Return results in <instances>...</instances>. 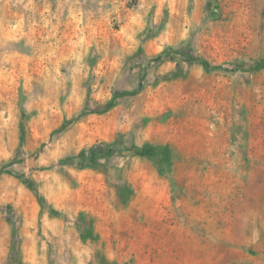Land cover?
Instances as JSON below:
<instances>
[{
  "label": "rangeland",
  "instance_id": "rangeland-1",
  "mask_svg": "<svg viewBox=\"0 0 264 264\" xmlns=\"http://www.w3.org/2000/svg\"><path fill=\"white\" fill-rule=\"evenodd\" d=\"M0 264H264V0H0Z\"/></svg>",
  "mask_w": 264,
  "mask_h": 264
},
{
  "label": "trees",
  "instance_id": "trees-1",
  "mask_svg": "<svg viewBox=\"0 0 264 264\" xmlns=\"http://www.w3.org/2000/svg\"><path fill=\"white\" fill-rule=\"evenodd\" d=\"M191 59H194L193 57H191ZM135 154L139 155V156H145L151 159H156L159 162H163V158L162 157H157L156 155V151L154 148H152L151 146H143L142 148H137L134 151Z\"/></svg>",
  "mask_w": 264,
  "mask_h": 264
}]
</instances>
